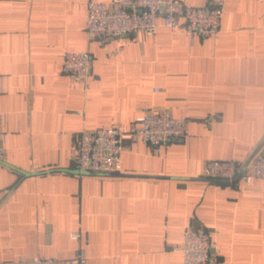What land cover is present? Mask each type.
Returning a JSON list of instances; mask_svg holds the SVG:
<instances>
[{"label": "crops", "instance_id": "obj_1", "mask_svg": "<svg viewBox=\"0 0 264 264\" xmlns=\"http://www.w3.org/2000/svg\"><path fill=\"white\" fill-rule=\"evenodd\" d=\"M86 1L0 0V264L80 252L81 264H181L187 226L207 229L219 264H264V179L202 175L207 160L264 152V0H228L215 36L159 25L105 40L87 39ZM76 50L91 55L85 86L61 69ZM149 106L189 138L131 143L118 174L75 172L82 128L123 127Z\"/></svg>", "mask_w": 264, "mask_h": 264}, {"label": "built area", "instance_id": "obj_2", "mask_svg": "<svg viewBox=\"0 0 264 264\" xmlns=\"http://www.w3.org/2000/svg\"><path fill=\"white\" fill-rule=\"evenodd\" d=\"M228 0H207V6H189L183 0H110L86 1L85 32L88 40H105L128 34L151 35L159 25L183 28L190 36L210 37L219 32L224 4ZM62 72L74 86L87 85L91 74V55L87 50L66 51ZM185 120L177 119L164 107L149 106L136 121L123 127L82 128L73 147L75 172L118 174L124 149L140 140L156 152L172 140L188 139ZM7 134L0 130V160L4 156ZM202 175L211 180L243 182L252 177L264 179V152L255 151L247 163L232 159H210ZM69 236L78 239L72 231ZM181 264H219L218 252L203 226H187L178 246ZM83 253L66 261L81 264ZM3 264H65L52 256L35 255L29 259H12Z\"/></svg>", "mask_w": 264, "mask_h": 264}, {"label": "water", "instance_id": "obj_3", "mask_svg": "<svg viewBox=\"0 0 264 264\" xmlns=\"http://www.w3.org/2000/svg\"><path fill=\"white\" fill-rule=\"evenodd\" d=\"M255 152V151H254ZM253 155V154H252Z\"/></svg>", "mask_w": 264, "mask_h": 264}]
</instances>
